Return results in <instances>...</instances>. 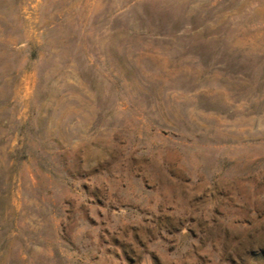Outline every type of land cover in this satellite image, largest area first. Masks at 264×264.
<instances>
[{
    "label": "rangeland",
    "instance_id": "obj_1",
    "mask_svg": "<svg viewBox=\"0 0 264 264\" xmlns=\"http://www.w3.org/2000/svg\"><path fill=\"white\" fill-rule=\"evenodd\" d=\"M0 264H264V0H0Z\"/></svg>",
    "mask_w": 264,
    "mask_h": 264
}]
</instances>
